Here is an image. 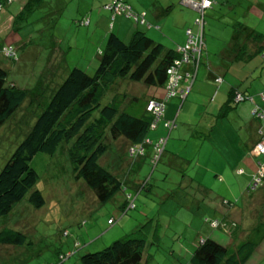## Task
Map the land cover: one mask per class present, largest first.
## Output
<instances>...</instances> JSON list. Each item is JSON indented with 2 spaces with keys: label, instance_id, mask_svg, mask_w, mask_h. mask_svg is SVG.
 I'll list each match as a JSON object with an SVG mask.
<instances>
[{
  "label": "rangeland",
  "instance_id": "374dc122",
  "mask_svg": "<svg viewBox=\"0 0 264 264\" xmlns=\"http://www.w3.org/2000/svg\"><path fill=\"white\" fill-rule=\"evenodd\" d=\"M92 1L38 0L32 7H23L25 16L20 19L13 35L14 39L20 41L27 39L24 45L13 42L19 53L18 63L2 54L0 63L8 69L9 78L23 82V85L27 83V87L33 88V94H37L38 98L30 108L21 105L0 126V168L46 104L41 99H48L53 88L45 83L35 87V82H45L48 78L50 82H60L74 65L92 73L98 63V50L106 41L103 34L108 28L125 41L129 39L121 26L127 17L111 9L99 8L102 3L110 0ZM231 1L223 5V10L215 6L206 9L205 19L208 24L211 21L218 22L221 17L224 21L231 17L233 9L228 8ZM242 2L248 3V0ZM18 6V1L7 6L0 13L1 18L5 19L9 13L12 17L15 16L20 10ZM81 16L89 17L88 25L87 22L80 23ZM199 16L198 10L192 14L191 26L194 30L198 27L196 18ZM128 19L134 27V19ZM156 24L160 27L156 28L157 31L168 36L162 28V22L154 25ZM145 26L146 23L142 25L143 28ZM208 31L209 27H206V36ZM217 54L219 52L212 53ZM203 60L202 58L201 64ZM208 61L212 64L210 58ZM138 83L140 82L118 77L105 92L101 103H105L114 92H127L130 87L128 84ZM143 87L144 85H137L135 88ZM170 99V103L177 106V126L170 131L165 151L154 168L151 169L147 154L131 161L124 153V159L118 160L122 153L120 140L114 143L119 154H114L116 150L110 146L102 158V162L110 165L116 172L124 171L128 190L135 192L137 181H148L146 187L136 194L135 207L126 212L121 213L120 210V191L108 201L99 203L91 193L81 188L83 181L74 179L66 151L61 145L53 154L37 152L31 164L38 173L35 186L41 189L45 202L42 206L34 207L23 198L22 203L9 213L0 215V224L19 228L27 234V241L23 245L0 244V264H51L58 259L57 252L69 254L61 264H81L79 254L101 249L138 226L146 234L150 253V257L142 259L140 264H189L188 257L194 240L197 241L202 236H214L225 243L226 231L210 227L204 219L218 217V213L210 207L208 197L204 196L198 183H188L186 175H192L199 183L215 191L213 199H231L235 205H242L250 191L245 184L253 181V175L248 177L245 173L239 174L242 170L238 169L240 166H232L231 169L223 162V155L228 153L226 149L237 154V147L249 139L244 123L240 118L232 117L234 107L226 115H218V95L211 97L206 89L198 92L190 89L181 105L180 98ZM245 100L249 99L240 101ZM208 103L214 109L202 112L201 109ZM160 124L161 121L158 125ZM149 136L153 139V130L149 132ZM61 144L65 145L64 142ZM171 153L177 156L173 157ZM262 158L259 156V159ZM217 173L225 175L226 180ZM258 185L250 187L253 192L257 190L246 207V215L251 218H254L256 212L264 215V184L257 189ZM240 186H244L243 191L239 189ZM229 214L236 222L240 219L238 210ZM108 217L114 218L112 224L107 222ZM244 219L242 217L240 230L248 231V219L243 221ZM263 227L261 225L257 229L259 234L263 233ZM262 242L263 247L259 252L264 256V238ZM187 246H190L188 251ZM255 264H264V258L257 260Z\"/></svg>",
  "mask_w": 264,
  "mask_h": 264
},
{
  "label": "trees",
  "instance_id": "16d2710c",
  "mask_svg": "<svg viewBox=\"0 0 264 264\" xmlns=\"http://www.w3.org/2000/svg\"><path fill=\"white\" fill-rule=\"evenodd\" d=\"M15 1L19 2L18 7L20 8L15 16L12 17L11 13L5 19L0 16V58L4 56L14 63H18L19 53L13 42L24 45L27 39L20 41V39H14L13 35L17 30L16 26L20 24V19L25 16L22 11L23 7L26 5L32 7V4L38 0H0V13H3L2 11ZM115 3L116 0L102 3L100 9L106 8L113 11ZM121 3L126 7L125 10H129L131 14L120 13L134 19V28L127 41L109 29L104 35L105 44L98 50V63L92 73L74 65L60 82H50L49 78L47 79L49 82H46L47 80L35 82V87L45 83L53 88L48 99H45L48 101L41 99L46 104L35 116L27 133L17 143L0 168V215L9 213L16 205L22 203L23 198H26L28 203L34 207L44 204L43 193L39 187L35 186L38 173L31 161L37 152L53 154L59 145L64 152L66 151L74 179L82 180L81 188L91 193L97 202H106L120 191L122 193L119 203L121 213L135 207V196L142 188L146 187L148 181H137L135 192L128 190L124 171L116 172L110 165L103 163L102 158L107 154L110 146L116 150L113 152L114 154H119L114 143L120 140L122 141L120 148L122 153L117 158L118 160L124 159V153L131 161L133 158L137 159L147 154L151 169L155 167L165 151L170 131L177 126L175 117L162 118L167 106L166 102L173 97L180 98L179 104L183 102L193 85L196 69L202 60L206 7L202 10L201 26L198 25L195 30L188 27L193 33L195 45H186L189 39L188 28H186L184 43L172 47L155 40L146 32L145 27H142L145 23L149 25L145 19V10L132 8L127 0H121ZM106 4H111L112 7L108 8ZM210 6H212V0L207 7ZM79 21L81 24L87 22V25L89 18L81 16ZM233 25L240 28L246 24L241 20H235ZM246 27L247 33L252 39L261 35L250 26L246 25ZM7 46L12 49L10 54L5 52ZM181 46L188 48L185 47L183 51L179 49ZM259 51L264 56V45H261ZM1 64L0 126L21 105L30 108L35 105L38 98L37 94H33V88L27 87V83L23 85V82L9 78L8 69ZM170 66H174L179 74L177 82L172 86L168 85L167 69ZM118 77L140 83L128 84L130 87L127 88V92H114L102 104V97ZM214 79L215 82H219L221 77L216 75ZM137 85H144V87L136 89ZM245 98L252 100L250 94L240 91L235 85H232L227 98L220 105L218 115H226L234 104ZM152 101L159 102L162 106L159 114L148 108L149 102ZM254 107H257L259 112L253 113L251 110L253 117L258 120L264 119V110L260 105L254 103ZM257 113L263 114V116ZM160 121L163 123L165 133L154 137V132ZM151 130H153V139L149 136ZM257 132H259V137L250 149L251 153H254L253 148L264 133L261 129ZM63 142L64 146L61 144ZM140 145L142 150L137 151L136 149ZM259 155L263 158L256 162V168L252 174L253 180L258 175L259 163L264 162V156L261 153ZM171 156L177 155L171 153ZM258 178L259 187L257 186V189L264 184V174L258 175ZM187 179L188 183L191 180L197 182L204 194L209 192V187L199 183L192 175L187 174ZM252 183L253 181H249L245 186L251 192H248L243 204L241 203L242 205H235L234 200L231 199L221 198L219 201L213 199L212 196L208 198V204L213 207V210L215 205L219 218L207 219L206 217L204 219L210 227L226 231L225 243L217 240L214 236H202L197 241L194 240L188 257L189 264H251V257L257 251L260 240L256 238V235L259 234L258 227L242 231L240 223L242 217L246 219V207L257 191L251 190ZM236 210L240 212L238 222L229 214ZM260 213L256 212L254 215L258 226L264 222V215ZM107 222L112 224L114 218L108 217ZM26 241L27 234L23 230L0 224V244L23 245ZM148 245L143 228L138 226L101 249L82 252L78 259L81 264H140L142 259L147 260L150 257ZM57 255L58 259L51 264H61L69 254L57 252ZM177 256L179 255L177 254Z\"/></svg>",
  "mask_w": 264,
  "mask_h": 264
},
{
  "label": "crops",
  "instance_id": "0c3cea01",
  "mask_svg": "<svg viewBox=\"0 0 264 264\" xmlns=\"http://www.w3.org/2000/svg\"><path fill=\"white\" fill-rule=\"evenodd\" d=\"M127 2L136 10H145V19L149 22V25H146L145 29L155 40L172 47L180 46L179 44L184 43L186 39L185 30L188 27L192 28L193 19L191 17L194 11L196 12V9L192 5L186 4L182 0H127ZM228 2L229 0H223L222 3L219 0H212V6L206 7V9L215 6L217 9L223 10V5H226ZM218 4L219 6H216ZM228 8L233 9V15L228 17L226 21L221 17L218 22L211 21L208 24L207 19H205L203 32L204 47L201 51V59L203 58L204 61L202 64L200 62L196 69V76L191 89H194L196 92L206 89V92L211 97L215 96V94L218 95L217 101L219 103L217 110L220 104L227 98L229 88L232 85H235L240 91L250 94L252 100L238 101L234 104V109L231 111L233 118H240L244 123L243 127L249 139L237 147V154H232L233 151L231 149H226L228 153L223 155L225 165H228L231 169L232 166H235V168L240 166L238 169L241 168L242 170L239 174L245 173L250 177L254 173L256 162L260 156L251 153L250 149L259 137V132L257 131L259 129L264 131V119L258 120L253 117L251 112L254 103H258L264 110V56L259 51L261 45H264V0H248V3H243L242 0H232ZM235 20H241L261 35L252 39L247 33L246 25L237 28L233 25ZM159 21L162 22V28L168 36L157 31L160 27L154 24ZM130 22L127 17L126 21L121 25L123 26L122 30L125 36L129 35L134 28ZM206 27H209L207 36L205 32ZM216 52H219V54L212 55V53ZM208 58H210L212 64L209 63ZM216 75L221 77L219 83L215 82L214 76ZM176 107L175 103H170L169 101L162 118L178 117L179 115H176ZM212 107L211 103H208L201 110L207 113ZM207 122H210V120ZM164 132L165 129L162 123L160 126H157L154 137L162 135ZM217 174H221L226 180L225 175L222 173ZM234 177L235 175L232 176V179ZM227 181L231 182L228 179ZM244 186H240L239 189L243 191ZM215 194L216 192L209 188V192L204 194V196L209 198L211 196L214 197ZM214 210L218 213L215 205ZM246 218L248 219L246 222L249 223L247 229H254L255 227L259 229L257 220L249 217L248 214ZM261 225H264V222ZM262 230V234L256 235L257 240H260L258 241L257 251L251 257V264H255L257 260L264 258L263 254L259 252L263 247L264 227ZM187 248V251L190 250V246H187Z\"/></svg>",
  "mask_w": 264,
  "mask_h": 264
},
{
  "label": "built area",
  "instance_id": "2783aa9c",
  "mask_svg": "<svg viewBox=\"0 0 264 264\" xmlns=\"http://www.w3.org/2000/svg\"><path fill=\"white\" fill-rule=\"evenodd\" d=\"M183 1L186 4L192 5L196 10L199 11L200 16L196 18V23L201 26V24H202V10H203L204 7H207L210 4L211 0H183ZM115 4L116 5L113 8L114 12H116V13L117 12H126V14H131L129 10H125L126 7L121 3V0H116ZM106 7L111 8L112 5L111 4H106ZM196 32H198V31H196ZM200 32H201V29L199 27V34H200ZM187 33L189 35V39H188L186 45L187 46L188 45L190 46L191 44L195 45L196 42L194 41L193 33L191 32V30L189 28L187 29ZM187 46H181L179 49L184 51L185 47L188 48ZM11 51H12L11 47H8V46L5 47V52L6 53L10 54ZM263 54H264V52H263ZM186 57H188V56H186ZM167 72L169 74L168 85L172 86V85H174L177 82L179 74L176 72V68L174 66H170L167 69ZM148 108L153 109V111L156 114H159V112L162 110V106L159 104V102H155V101L149 102ZM256 108L257 107H254L252 109L253 113L259 112V111H257ZM257 114L260 115V116H263V114L262 115L260 113H257ZM141 148H142V146L140 145L136 150L137 151L138 150H142ZM253 152L256 153V154L261 153L264 156V133H263V136H262L261 140H259L255 144V146L253 148ZM257 173H258V175L264 174V162L259 163L258 172ZM258 175H256L254 177V180H253V183H252L251 187H254L257 184V182L259 180Z\"/></svg>",
  "mask_w": 264,
  "mask_h": 264
}]
</instances>
